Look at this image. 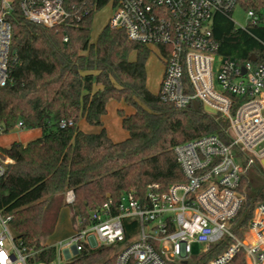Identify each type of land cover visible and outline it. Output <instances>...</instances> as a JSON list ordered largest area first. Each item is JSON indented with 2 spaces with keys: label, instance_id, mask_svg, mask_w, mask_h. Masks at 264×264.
I'll use <instances>...</instances> for the list:
<instances>
[{
  "label": "trees",
  "instance_id": "16d2710c",
  "mask_svg": "<svg viewBox=\"0 0 264 264\" xmlns=\"http://www.w3.org/2000/svg\"><path fill=\"white\" fill-rule=\"evenodd\" d=\"M108 0H64L69 18L53 26L25 19L16 7L12 18L10 80L0 86V128H40L42 134L26 143L13 142L0 150L12 161L0 177V209L11 213L17 243L34 253L31 264L49 262L57 248L47 243L54 233L65 192L72 188V218L87 223L103 203L116 204L123 192L142 195L147 186L165 190L184 180L173 151L174 145L205 133H217L228 141L227 120L207 111L201 101L176 107L150 91L146 62L151 49L132 40L125 30L106 24L91 39L94 13ZM260 16L246 29L235 27L229 13L217 12L213 36L220 55L246 60L264 57V0H241ZM135 54L132 58L131 55ZM124 101L132 112L119 109L128 136L114 141L102 116L110 100ZM83 117L99 132L78 125ZM66 121L65 126L61 122ZM71 121L72 123H69ZM243 178L246 198L235 230L243 237L257 203L264 202V183ZM244 186V185H243ZM125 220L127 236L135 223ZM225 239L211 244L187 261L172 264H206L227 246ZM115 245L84 248L63 264H112ZM247 264L244 250L232 260Z\"/></svg>",
  "mask_w": 264,
  "mask_h": 264
},
{
  "label": "built area",
  "instance_id": "2783aa9c",
  "mask_svg": "<svg viewBox=\"0 0 264 264\" xmlns=\"http://www.w3.org/2000/svg\"><path fill=\"white\" fill-rule=\"evenodd\" d=\"M108 3L110 26L123 28L151 51L159 50L166 66L159 88L162 99L176 107L199 100L204 108L214 109L227 120L228 141L205 133L177 143L173 151L183 181L165 190L149 184L142 195L123 192L116 204L107 201L92 211L87 223L77 217L75 232L55 245L57 258L33 264H63L84 248L101 245L118 248L112 264H172L187 261L194 244H204L205 251L225 239L226 248L206 264H230L241 250L247 264H264V202L256 204L243 237L235 230L246 198L243 178L256 163L264 165V57L252 54L255 58L238 60L220 55L213 36L215 14L231 15L241 0ZM16 7L25 19L45 26L62 23L70 15L64 0H0V86L10 80ZM247 14L250 24L260 21L254 10ZM21 126L19 122L16 127ZM11 161L0 150V177ZM74 200V190L67 189L65 202ZM11 220L12 214L0 209V264H31L34 251L17 243ZM125 220L135 223L130 236Z\"/></svg>",
  "mask_w": 264,
  "mask_h": 264
},
{
  "label": "rangeland",
  "instance_id": "374dc122",
  "mask_svg": "<svg viewBox=\"0 0 264 264\" xmlns=\"http://www.w3.org/2000/svg\"><path fill=\"white\" fill-rule=\"evenodd\" d=\"M262 12L264 15V9L262 10ZM111 15L112 7L109 3L94 13L91 25L92 40H96L101 29L106 24H108ZM231 17L234 21L235 27H245L249 23L247 9L240 3L234 7L231 13ZM131 57L134 58L135 54L132 53ZM165 68V61L161 57L159 50L157 48H153L146 62V73L147 86L150 91L155 94L159 92L160 83L165 73ZM119 109H124L128 113L133 111L132 106L128 105L124 101H118L113 99L108 102L107 112L102 116L103 125L106 127L109 136L114 141H121L128 136V132L122 126L121 116L118 113ZM77 125L86 132H99V130L101 129L99 125H92L82 117L78 120ZM36 135L37 131L33 128L28 129L15 127L6 133H2L0 131V146L9 147L15 141L25 143L30 141ZM245 177L247 178L246 180L251 179L258 184L264 183V165L256 163L248 169ZM243 185L244 189L246 190L245 184ZM76 221L77 218L75 221L73 220L71 207L69 204H67L62 209L56 229L54 233L50 236L49 240H47V243H51L50 245H56L59 240H64L70 237L75 232ZM192 247L193 255H198L206 246L204 244H194ZM117 251L118 248H116L111 255H115ZM66 261L68 260H64L62 261V263ZM97 264L102 263L99 262Z\"/></svg>",
  "mask_w": 264,
  "mask_h": 264
},
{
  "label": "crops",
  "instance_id": "0c3cea01",
  "mask_svg": "<svg viewBox=\"0 0 264 264\" xmlns=\"http://www.w3.org/2000/svg\"><path fill=\"white\" fill-rule=\"evenodd\" d=\"M83 118V117H82ZM33 129H35L36 131H37V135L34 137V138H36V137H39L41 134H42V131H41V129L40 128H33ZM34 138H32V139H34ZM26 143V142H25ZM64 207H62V209H63ZM62 209H61V211H62ZM61 211H60V213H61ZM72 213V212H71ZM59 217H60V214H59ZM58 220H59V218H58ZM58 223V222H57ZM56 226H57V224H56ZM56 229V228H55ZM50 238V237H49ZM49 238H48V240H49ZM60 241V240H59ZM49 244V243H48ZM51 244V243H50Z\"/></svg>",
  "mask_w": 264,
  "mask_h": 264
},
{
  "label": "water",
  "instance_id": "95a60500",
  "mask_svg": "<svg viewBox=\"0 0 264 264\" xmlns=\"http://www.w3.org/2000/svg\"><path fill=\"white\" fill-rule=\"evenodd\" d=\"M250 58H255V57H254V55H251ZM205 109H206L207 111L214 112V109H212V108H210V107H208V106H207ZM262 162H263V164H264V159L262 160Z\"/></svg>",
  "mask_w": 264,
  "mask_h": 264
}]
</instances>
